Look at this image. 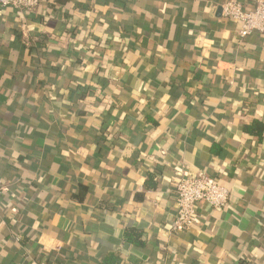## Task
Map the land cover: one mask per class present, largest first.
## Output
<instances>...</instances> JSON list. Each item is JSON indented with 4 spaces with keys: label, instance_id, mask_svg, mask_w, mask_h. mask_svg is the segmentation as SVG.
<instances>
[{
    "label": "crops",
    "instance_id": "obj_1",
    "mask_svg": "<svg viewBox=\"0 0 264 264\" xmlns=\"http://www.w3.org/2000/svg\"><path fill=\"white\" fill-rule=\"evenodd\" d=\"M225 1L2 11L0 264H264V37ZM184 172L230 197L172 234Z\"/></svg>",
    "mask_w": 264,
    "mask_h": 264
},
{
    "label": "built area",
    "instance_id": "obj_2",
    "mask_svg": "<svg viewBox=\"0 0 264 264\" xmlns=\"http://www.w3.org/2000/svg\"><path fill=\"white\" fill-rule=\"evenodd\" d=\"M40 0H0V16L4 9L10 8L30 14L35 12ZM221 16L239 24L237 37L242 40L251 34L264 37V0H256L252 10L246 11L237 0H227L220 5ZM7 193L5 185L0 179V197ZM176 215L171 227V233L187 232L199 224V217L195 207L202 203L212 211L224 209L229 201L228 188L216 184L211 177L203 172L192 176L179 173L175 183ZM14 240L18 242L19 237Z\"/></svg>",
    "mask_w": 264,
    "mask_h": 264
},
{
    "label": "trees",
    "instance_id": "obj_3",
    "mask_svg": "<svg viewBox=\"0 0 264 264\" xmlns=\"http://www.w3.org/2000/svg\"><path fill=\"white\" fill-rule=\"evenodd\" d=\"M65 1V0H63ZM189 21V17L185 15L184 17V23L185 22H188ZM262 125L258 122H256L252 128H250V130L248 129V131L250 133H253L255 132L256 134L255 135H259V133L261 132L262 130ZM140 237H141V231L137 230V229H132V228H127L125 231H124V240L125 242H127L128 244L134 246V247H141L143 246L144 244L141 242L140 240ZM111 261L112 259L110 258H107L105 259V262L104 264H111Z\"/></svg>",
    "mask_w": 264,
    "mask_h": 264
},
{
    "label": "water",
    "instance_id": "obj_4",
    "mask_svg": "<svg viewBox=\"0 0 264 264\" xmlns=\"http://www.w3.org/2000/svg\"><path fill=\"white\" fill-rule=\"evenodd\" d=\"M218 13H220V9L218 10ZM221 14V13H220Z\"/></svg>",
    "mask_w": 264,
    "mask_h": 264
}]
</instances>
